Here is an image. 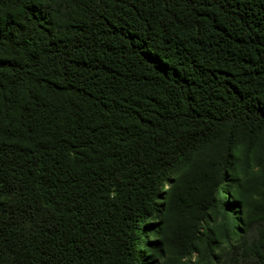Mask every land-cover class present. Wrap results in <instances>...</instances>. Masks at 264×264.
<instances>
[{"label": "trees", "instance_id": "1", "mask_svg": "<svg viewBox=\"0 0 264 264\" xmlns=\"http://www.w3.org/2000/svg\"><path fill=\"white\" fill-rule=\"evenodd\" d=\"M157 259L264 264V0H0V264Z\"/></svg>", "mask_w": 264, "mask_h": 264}, {"label": "rangeland", "instance_id": "2", "mask_svg": "<svg viewBox=\"0 0 264 264\" xmlns=\"http://www.w3.org/2000/svg\"><path fill=\"white\" fill-rule=\"evenodd\" d=\"M167 186L168 185H163V187L161 188L162 190H165L166 188H167ZM157 201H159V199L157 200ZM155 216V214L153 215V217ZM140 237H141V239H143L144 238V236L146 235V232L143 230V231H141V233H140ZM157 264H160V260L159 259H157Z\"/></svg>", "mask_w": 264, "mask_h": 264}]
</instances>
